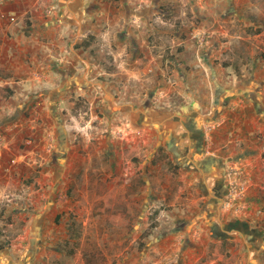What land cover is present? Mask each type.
Returning a JSON list of instances; mask_svg holds the SVG:
<instances>
[{
  "label": "rangeland",
  "instance_id": "obj_1",
  "mask_svg": "<svg viewBox=\"0 0 264 264\" xmlns=\"http://www.w3.org/2000/svg\"><path fill=\"white\" fill-rule=\"evenodd\" d=\"M58 2L32 0L0 38L15 69H0V264H180L184 251L181 264H264V0ZM245 95L253 147L222 124ZM176 111H194L201 149L224 164L211 221L254 233L218 241L194 224L213 178L201 189L198 175L148 164L158 132L133 118L168 126ZM109 119L113 142L99 143Z\"/></svg>",
  "mask_w": 264,
  "mask_h": 264
},
{
  "label": "flooded vegetation",
  "instance_id": "obj_2",
  "mask_svg": "<svg viewBox=\"0 0 264 264\" xmlns=\"http://www.w3.org/2000/svg\"><path fill=\"white\" fill-rule=\"evenodd\" d=\"M160 10H164L161 6L159 7ZM65 76L67 74H64ZM68 76V75H67ZM70 77V76H69ZM74 79H76V75L72 76ZM70 85L77 86L75 81L74 84H72V80L68 81ZM244 95V94H243ZM246 96V95H245ZM227 104V98L224 105ZM185 109V108H184ZM181 111H176V115L170 117L171 125L168 123V126H163L162 122H150L148 117H145L143 113L139 115V117L133 118L134 124L138 127H148V128H154L155 131L158 132V140L156 141V144L154 145V150L152 152V156L150 160L148 161L149 165H152L154 163L155 165L158 164V161H160V165H162V168H165L166 171H171L173 175H175V171L178 169H185L187 172L190 173H197L199 176L200 181H198V187L201 189H204L201 183L202 175H206L208 177L213 178V182L211 183L210 189H205V192L202 191V197L206 199L204 202V206H206L202 211H198L195 213V218H198L197 221H195L194 224H197L199 220H205L206 224L208 225L210 229V234L214 236L218 241H225L232 238L230 231L233 229H240V230H246L248 232L246 233H254L255 231L252 229L245 228L240 222L236 221H223L224 224L221 225L219 222H212L209 209L215 208L218 206L220 201L223 197L227 195L226 191L227 188L224 185L225 179L223 177H220L217 175L216 169H223L224 164L222 163L221 159L217 157L214 154L206 153L204 149H201V146L206 145V135L204 133V130L202 128V122L193 114L194 111H188L184 112L186 114V117L183 120L182 128L184 129L183 132H177L178 127V118L180 117ZM183 112V111H182ZM109 113V112H108ZM181 115H184L183 113ZM192 119H197L198 124L193 126ZM112 119H109V129L104 135V141H100L99 143H107L111 140V123L110 121ZM146 123V124H143ZM161 124V125H160ZM191 125L193 126V130H186L185 126ZM165 129L167 131V135H163L161 130ZM174 132V135H172V131ZM141 135H139L140 137ZM96 139H99V137H94ZM62 135L58 134L57 141L59 144H61ZM58 153L55 154V158L57 160H60L63 157L62 153L60 152V146L58 145ZM113 148H105L102 152L103 155L107 156L112 163V166H114L117 163V153H114L112 151ZM54 158V160H56ZM59 170L57 172H61V164H55ZM155 167H153L154 169ZM159 168V167H158ZM145 170L148 172L149 169L145 168ZM200 212V213H199ZM193 220V219H192ZM188 222V221H187ZM186 222L183 221V219H177L176 226L173 227L172 232H179L184 226ZM191 224V223H190ZM213 226V227H212ZM248 229V230H247Z\"/></svg>",
  "mask_w": 264,
  "mask_h": 264
},
{
  "label": "crops",
  "instance_id": "obj_3",
  "mask_svg": "<svg viewBox=\"0 0 264 264\" xmlns=\"http://www.w3.org/2000/svg\"><path fill=\"white\" fill-rule=\"evenodd\" d=\"M30 3H32V0H0V38L1 39L6 40V37H8V32L10 31L11 28L12 29L14 28L12 22H10L8 17L9 16L10 17L11 16H15L16 14L21 16L22 14H28L29 12L32 13L33 9L30 8ZM60 3H62V0H59L58 4H60ZM53 10L54 9L47 10V11H51L52 12ZM1 46L2 45H0V48H1ZM2 68H6L8 70H15L13 65L12 66H8V65L5 64V61L2 58V54H1L0 55V69H2ZM244 99L247 100V101H245V100H243L244 102L241 101L239 110L232 111V112L230 111L228 114H224L223 119H222L223 120L222 124H224L225 128H227V126H230V128L232 127V130L235 131V133L231 131V134L233 133V134H236L235 136H240L239 138H241V140H247V142L250 140V143H247V145L249 147H253L254 143L257 142L256 138L252 137V138H250L248 140V137L246 139L245 135L242 132H240L242 129L243 130L249 129L250 134H253V132H252L253 130L251 128H252V126H254V122H252L250 120V114L253 113V108L250 107L251 106L250 104L252 103L251 102L252 100H250L249 96H247V95L244 97ZM250 108H251V110H250ZM179 115H180V117L178 118V121H177L178 122L177 132H183L184 129L182 128V123H183V120H184L185 117H184V115H181V114H179ZM8 121H11V120H8ZM192 121H193V126L198 124L197 119H194V120L192 119ZM193 126L187 125V126H185V128H186L187 131L188 130H193ZM20 132L21 131H19V133H18V130H17V132H15V134L19 135ZM161 132H162L163 135H167V133H166L167 131H165V129H162ZM174 132H175L174 130L171 132L172 135H174ZM219 132H220V130H219ZM22 137H24V135ZM111 141L113 142L112 139H111ZM258 144H259V142H258ZM15 150L17 151V149H15ZM11 152L14 153L15 152L14 149ZM181 171L186 172L187 174L190 173V172H187L185 169H182V168L180 169V172ZM193 174L195 176H197V173H193ZM127 181L128 180L125 181V184H129L130 185L131 183H133L132 180H130L129 183H127ZM142 194H137L135 196H138V197H139V195L143 196ZM200 221H202V220H199L197 222V224H199ZM234 230H237V229H234ZM163 246L164 245H162V244H158V245H155L154 247L157 248L156 250L158 251ZM181 253L179 254V262L183 263L184 257L186 259V256L188 255V253H187V251H184L185 254L184 253L181 254Z\"/></svg>",
  "mask_w": 264,
  "mask_h": 264
},
{
  "label": "trees",
  "instance_id": "obj_4",
  "mask_svg": "<svg viewBox=\"0 0 264 264\" xmlns=\"http://www.w3.org/2000/svg\"><path fill=\"white\" fill-rule=\"evenodd\" d=\"M154 226H155V224H154V223H152V224H151V228H153Z\"/></svg>",
  "mask_w": 264,
  "mask_h": 264
},
{
  "label": "built area",
  "instance_id": "obj_5",
  "mask_svg": "<svg viewBox=\"0 0 264 264\" xmlns=\"http://www.w3.org/2000/svg\"><path fill=\"white\" fill-rule=\"evenodd\" d=\"M12 20H15L16 18L14 16L11 17Z\"/></svg>",
  "mask_w": 264,
  "mask_h": 264
},
{
  "label": "water",
  "instance_id": "obj_6",
  "mask_svg": "<svg viewBox=\"0 0 264 264\" xmlns=\"http://www.w3.org/2000/svg\"><path fill=\"white\" fill-rule=\"evenodd\" d=\"M213 227V226H212Z\"/></svg>",
  "mask_w": 264,
  "mask_h": 264
}]
</instances>
